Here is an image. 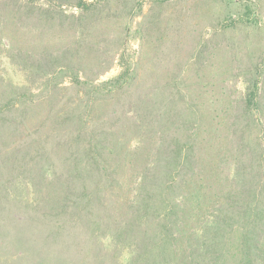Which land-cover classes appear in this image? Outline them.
<instances>
[{
  "label": "rangeland",
  "instance_id": "374dc122",
  "mask_svg": "<svg viewBox=\"0 0 264 264\" xmlns=\"http://www.w3.org/2000/svg\"><path fill=\"white\" fill-rule=\"evenodd\" d=\"M255 1L260 24L232 22ZM77 2L0 1V102L39 94L0 121V264H264V0ZM126 64L122 89L93 98L73 82ZM188 148L193 167L147 219L144 171L169 177ZM105 179L91 207L72 205L70 181ZM250 212L256 224L231 226Z\"/></svg>",
  "mask_w": 264,
  "mask_h": 264
},
{
  "label": "trees",
  "instance_id": "16d2710c",
  "mask_svg": "<svg viewBox=\"0 0 264 264\" xmlns=\"http://www.w3.org/2000/svg\"><path fill=\"white\" fill-rule=\"evenodd\" d=\"M2 1V0H0ZM105 0H78L77 6L85 9V10H90L91 8L95 7L99 3L103 2ZM260 5L258 4L257 1L252 2L250 4H247L245 7V11L243 14L232 20L233 23H246V24H260L261 23V15H260ZM132 78V66L129 64H126L125 69L120 72L116 77H113L109 80L102 81V82H93L90 80H82L79 76L78 73L73 75V82L76 85H81L88 87L90 92L93 95V98L96 97V95H103L107 94L110 92H113L114 90H119L122 89ZM259 83H255L251 85L250 90L248 92L247 96V102L246 106L248 109H257L258 108V97H259ZM39 96L38 93L36 92H31L29 94L28 92H18L13 96H10L7 98L5 101L0 102V121H11L14 120L11 118L9 115L10 113L13 112V110H17L24 102L29 100V96ZM174 153L177 155L176 157L180 161L178 164L174 165L173 167H170V176L167 178L162 179H154L152 182L149 181L148 176L150 173H152V170L150 168L146 169L144 171V177L138 182L139 188L141 189L142 192V198L139 202V205L137 206L139 211H142L145 215L146 218L152 214V212L156 209V196L159 195H166L169 193L170 190L173 189L175 181H176V174L179 171V166H183L184 169L189 170L190 168L193 167V161H194V155L195 151L193 148H188L186 150L183 149H176L174 150ZM95 156V161H94V166L97 168H102L104 169L103 166L100 165V163L97 162ZM108 160L104 158V162L107 164V167L110 166V164L107 162ZM157 170V169H156ZM162 172V171H161ZM105 179V182L103 180H98L95 183L94 187H90L87 182H83L82 184H78L75 181H70L69 185L71 188V192H80L77 193L75 196V200L72 203V205H82V207H91L92 202L94 199V195H98L101 190L103 189H111L112 187L115 186V184L112 183V180H107ZM104 182L106 187H101L100 184ZM204 184L202 183V186ZM200 184V187H202ZM192 197H195L194 194H192ZM203 197V196H202ZM21 205L23 206H29L32 207L34 204V200L31 199L29 201L25 200L24 197L20 199ZM197 208H201L202 205L199 203L196 205ZM39 209L38 208H32L30 210L26 209L25 215L24 216H19L18 218L20 220L24 219V217L31 218L33 215L37 216ZM28 213V214H27ZM27 214V215H26ZM226 218H221L220 220L217 221L218 226L223 225L224 223H229V218L231 217L230 214H225ZM244 218L239 221V218H234L233 220L236 219V221H239L237 224H234V222L231 223V226L234 227L235 225L242 226L243 228L248 226L250 223L256 224L257 217L258 215L255 212H250L246 215L243 216ZM165 219V222L167 225L171 224V216L170 215H164L163 217ZM228 219V220H227ZM235 221V222H236ZM56 225H57V230H54L56 235L61 236L60 233L63 232V224L59 221L56 220ZM26 234V237L29 238L30 236V231H24ZM50 234V232H49ZM57 249V245L55 246H49L46 245V249L52 250ZM248 260H246L245 264H249L252 260L249 258L248 254Z\"/></svg>",
  "mask_w": 264,
  "mask_h": 264
}]
</instances>
